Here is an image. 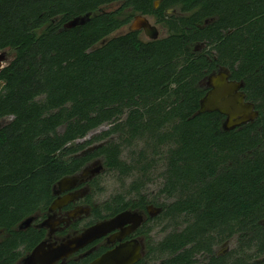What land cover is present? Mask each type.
Returning a JSON list of instances; mask_svg holds the SVG:
<instances>
[{
	"label": "trees",
	"instance_id": "trees-1",
	"mask_svg": "<svg viewBox=\"0 0 264 264\" xmlns=\"http://www.w3.org/2000/svg\"><path fill=\"white\" fill-rule=\"evenodd\" d=\"M154 1L0 0V51L13 54L0 72V264L29 250L17 227L49 202L51 185L93 160L126 188L98 214L161 208L142 228L139 264H264V0ZM137 14L166 34L114 35ZM221 67L259 112L230 131L218 112L195 115Z\"/></svg>",
	"mask_w": 264,
	"mask_h": 264
},
{
	"label": "water",
	"instance_id": "water-1",
	"mask_svg": "<svg viewBox=\"0 0 264 264\" xmlns=\"http://www.w3.org/2000/svg\"><path fill=\"white\" fill-rule=\"evenodd\" d=\"M89 18L90 13L74 17L64 24V28L69 29L85 24ZM128 29L129 31H138L142 29L149 39L159 38L158 28L150 22L148 17L143 15H136L131 21ZM6 61V52L0 51V72L5 67ZM4 84V81L0 80V91ZM206 84L208 90L200 99L199 108L195 115L206 112L220 113L225 116L222 124L225 131H230L248 124L258 117L259 112L256 109L255 104L252 101L247 100L243 81L232 79L229 68L221 67L219 71L211 73L207 77ZM103 168V165H98L97 167L90 169L86 168L79 174L62 177L58 180L56 185L59 187L65 185L61 189L77 186L78 184L100 174L103 171ZM57 193L58 192H55V194ZM75 197L76 195H67L63 198H57L52 203L49 210L52 211L55 208L74 200ZM147 210L150 216L153 217L160 212L161 208L150 205ZM33 220L34 217H28L24 219L17 228H25L29 226ZM142 222V215L135 211L124 210L109 219L93 224L81 234L58 246L46 245L45 242H41L22 260L24 264H54L58 260H61L86 244L115 229H120L121 233L119 236H124L129 232L136 230ZM126 225L127 227H125ZM226 252L227 251L216 253L222 255ZM143 254V245L139 243L138 240H130L105 252L89 264H135L143 257Z\"/></svg>",
	"mask_w": 264,
	"mask_h": 264
},
{
	"label": "flooded vegetation",
	"instance_id": "flooded-vegetation-1",
	"mask_svg": "<svg viewBox=\"0 0 264 264\" xmlns=\"http://www.w3.org/2000/svg\"><path fill=\"white\" fill-rule=\"evenodd\" d=\"M161 2L162 0H155L154 7L158 8ZM166 13L173 14L175 13V10L169 8L166 10ZM137 15H141V14H137ZM143 16L148 17V19L150 17H153L155 21V24L153 25H155L156 27L160 25L157 22L155 16L153 15H143ZM130 23L127 24V27H129ZM126 32H129V29ZM138 32L139 34L142 32L144 33L142 29L138 30ZM159 37L161 36L159 35ZM98 165H103L101 160H93L85 164L80 171L70 176L79 174L86 168L90 169L97 167ZM100 174L78 184L77 186L70 188L61 189L65 185L60 187L57 186L56 184L58 180L51 185L50 188L51 199L49 200V202L45 206H42V209H39L35 211L32 215L28 216V217H34V220L31 222V224H29V226L22 229L17 228V230L29 234L28 242H25L24 245L30 244L27 245L30 248L29 250H26V252L24 251V255L20 257L19 261L16 264H24L22 259L26 255H28L41 242H45L46 245L58 246L62 243L67 242L71 238H74L75 236L81 234L84 230H86L88 227L92 226L93 224L105 219H109L119 213L118 212L113 215H105L103 212L101 214L97 213V209L98 206H100V204L97 201H95V196H96L95 192H96V180L100 176ZM55 192L58 193L55 194ZM67 195H76V197L74 200L69 201L60 207L55 208L52 211L49 210L55 199L63 198ZM147 208L148 206L144 209H131V208L124 209V210L135 211L143 216V222L136 230L129 232L124 236H119L121 230L115 229L109 232L108 234L86 244L77 251L62 258L61 260H58L54 264H89L90 262L100 257L105 252L112 250L119 244L130 240H138L139 243L143 245L144 247L143 257H144L146 253V236L144 235L142 228L144 224L148 221V219L152 218V216H150V214L148 213ZM125 227H127V225ZM5 235L6 232L4 230H0V240H2ZM143 257L135 264H139V262L143 259Z\"/></svg>",
	"mask_w": 264,
	"mask_h": 264
},
{
	"label": "rangeland",
	"instance_id": "rangeland-1",
	"mask_svg": "<svg viewBox=\"0 0 264 264\" xmlns=\"http://www.w3.org/2000/svg\"><path fill=\"white\" fill-rule=\"evenodd\" d=\"M117 5H110L104 9L106 10H111L115 8ZM152 24H155L154 18L150 17L149 18ZM159 30V35L163 36L166 34V30L161 27L160 25L157 26ZM128 30L127 25L124 27L120 28L118 31L114 33V35L122 34ZM140 37L143 40H148V37L142 32L140 33ZM6 55H7V61L6 64L10 62V60L13 57V54L9 52V50H6ZM109 124H104L97 129H94L90 131L87 136L83 139H79L76 141V143H83L87 140L92 139L93 137L101 134L102 132L106 131L109 128ZM98 187L99 190L95 192V201H97L100 205H102L104 202H106L110 197L118 194V193H123L126 188L123 187L117 178V175L113 172L106 171L105 169L101 172L100 176L98 177ZM159 182L160 180L155 178L154 182L149 184L147 186V191L149 193H155L158 190L159 187ZM162 225H156L154 227V230L150 233V236L153 240H159L162 237ZM235 246V242L233 240H230L222 245H220L217 249L216 252L222 253L224 251H228L229 249L233 248ZM145 264H158L157 260L151 259L149 262H146Z\"/></svg>",
	"mask_w": 264,
	"mask_h": 264
}]
</instances>
